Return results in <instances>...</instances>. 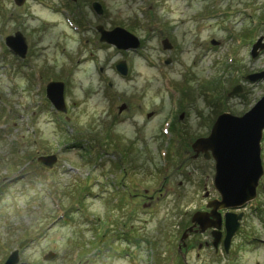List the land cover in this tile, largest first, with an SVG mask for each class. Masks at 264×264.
Here are the masks:
<instances>
[{
    "label": "rangeland",
    "instance_id": "1",
    "mask_svg": "<svg viewBox=\"0 0 264 264\" xmlns=\"http://www.w3.org/2000/svg\"><path fill=\"white\" fill-rule=\"evenodd\" d=\"M96 25L139 47L98 40ZM15 32L21 58L4 43ZM257 39L264 0H0V264L13 249L29 264H264V128L254 196L225 209L241 213L226 252L207 231L177 249L191 214L220 197L192 142L264 93V77L244 78L264 72Z\"/></svg>",
    "mask_w": 264,
    "mask_h": 264
},
{
    "label": "water",
    "instance_id": "2",
    "mask_svg": "<svg viewBox=\"0 0 264 264\" xmlns=\"http://www.w3.org/2000/svg\"><path fill=\"white\" fill-rule=\"evenodd\" d=\"M13 1L17 5L22 2V0ZM90 5L96 14H102L101 5L98 2L92 1ZM95 28L99 32L100 41L112 44L116 48L135 49L139 46L138 39L121 27L116 26L106 30L101 25H96ZM4 43L15 55L20 57L24 55L25 44L23 36L19 32L5 36ZM161 44L163 48L171 46L166 38L161 40ZM263 47L264 44L260 39H257L251 45L250 55L254 56L258 48ZM115 69L123 75L126 74V65L123 61L117 62ZM263 77L264 72H258L248 74L244 78L253 82ZM240 89L241 87L236 85L228 92V95L240 91ZM62 92V81H49L45 85L46 98L55 110L65 112ZM263 128L264 93L249 110L240 116H233L227 112L217 115L207 136L197 138L192 142L193 150L202 152L205 157H212L214 161L213 184L220 197L206 203L208 211L198 210L191 214L190 225L182 231L177 249H180V243L183 244V238L187 232L192 230L193 232H202L210 227L212 228V246L216 248L219 240V230L217 229L222 221L224 230L222 249L226 252L229 239L238 227L241 213L225 209L237 208L254 196L255 187L262 172L259 140ZM54 160L53 155L37 157V161L47 166H50ZM219 209L225 210L222 215ZM22 243L18 245L21 246ZM2 264L29 263L17 262V249H13Z\"/></svg>",
    "mask_w": 264,
    "mask_h": 264
},
{
    "label": "flooded vegetation",
    "instance_id": "3",
    "mask_svg": "<svg viewBox=\"0 0 264 264\" xmlns=\"http://www.w3.org/2000/svg\"><path fill=\"white\" fill-rule=\"evenodd\" d=\"M206 194H207V192H206ZM204 206H205V205H204ZM200 211H205V212H206V211H208V209H207L206 207H204V208L200 209ZM221 213H222V210H221ZM217 230H219V231H218V232H219V240H218V242H217V245H218V243H220V244L222 245L221 239H222L223 234H224L223 225H220V227H219ZM205 231H207V234H209V235L211 236V231H212L211 228H207V229L204 230V232H205ZM192 232H193V230H192ZM194 233H196V232H194ZM194 233H191L190 235H192V234H194ZM211 238H212V236H211ZM211 244H212V239H211ZM204 245H207V243L204 242ZM217 245H216V248H213L214 251L217 250ZM211 246H212V245H211Z\"/></svg>",
    "mask_w": 264,
    "mask_h": 264
}]
</instances>
